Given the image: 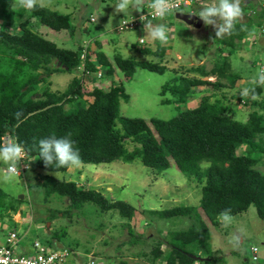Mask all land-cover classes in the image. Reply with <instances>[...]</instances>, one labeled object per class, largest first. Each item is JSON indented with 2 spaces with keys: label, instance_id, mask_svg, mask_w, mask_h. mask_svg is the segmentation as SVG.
<instances>
[{
  "label": "trees",
  "instance_id": "1",
  "mask_svg": "<svg viewBox=\"0 0 264 264\" xmlns=\"http://www.w3.org/2000/svg\"><path fill=\"white\" fill-rule=\"evenodd\" d=\"M11 2L0 0V143L4 142L5 136L16 140L23 146L28 159H32L33 167L46 173L40 176L45 202L52 197L60 201L66 199L70 201L71 210L92 203L101 212L115 211L125 219H131L135 211L126 202L109 203L100 193L51 176L66 173L70 167H46L43 159L38 158L39 140L52 133L62 137L71 132L83 165L121 161L128 165L139 163L157 173L174 166L180 174L192 178L200 186L198 207L182 206L154 213L162 219L190 216L194 221L185 232L169 233L167 252L155 248L152 251L154 262L162 259L165 264H195L190 256L201 249L208 258L202 262L211 263L208 227L219 226V214L225 209H230L236 217L254 207L257 217L264 220V174L257 169L264 163V116L253 110L245 122H240L225 115L219 100L210 103L208 97L198 99L196 95L200 88L218 90L224 87L222 81L235 85L240 79L232 73L227 56L211 70L199 73L200 79L181 78L178 83L174 80L172 84L162 86L161 94L169 92L184 108L177 116L148 121L120 116V101L129 98L124 83L134 76L136 69L140 67L151 73L164 74L166 67L148 61L137 62L131 57L110 59L99 52L96 44L93 52H88L85 71L95 74L103 69V78L109 82L108 89L93 86L86 91L89 80H94L89 76L83 80L74 77L63 92L51 91L49 76L58 71H77L81 64V47L58 49L55 43L32 32L30 23L38 20L42 27L60 32L69 29L70 17L41 6L31 12L10 10ZM21 11L28 19L15 25ZM222 42L230 52L234 50V40ZM160 51L153 54H163ZM142 54L151 55L152 52L144 49ZM92 59H96V64ZM59 63L60 67L57 66ZM204 78H215V82L203 81ZM255 91L260 97L264 88L256 87ZM196 99L199 102L195 101V107L188 108L190 101ZM247 107L251 110L259 104L248 101ZM17 112H22V122L17 121ZM129 143L133 144L131 150ZM24 162H20V168L26 165ZM28 170L29 165H26L24 172ZM5 203L6 195L0 189V206L4 207L5 215L18 212L19 206ZM20 204L22 201H18ZM47 247L52 248V243L48 242ZM185 247L191 251H186Z\"/></svg>",
  "mask_w": 264,
  "mask_h": 264
},
{
  "label": "rangeland",
  "instance_id": "2",
  "mask_svg": "<svg viewBox=\"0 0 264 264\" xmlns=\"http://www.w3.org/2000/svg\"><path fill=\"white\" fill-rule=\"evenodd\" d=\"M115 1L117 0H45L43 8L69 15V29L55 32L39 25L38 20H33L30 23V30L55 43L61 50H76L86 41L91 44L89 47L91 51L96 48L93 38L97 37L100 41L106 38L105 44H110V48L113 46L112 42L124 46V48L118 46V52L123 57L134 58L137 62H153L170 69L164 74H156L138 67L134 76L124 83L129 98L128 101H120V116L146 121L151 118L169 120L177 116L183 107L169 92L162 95V86L170 85L174 80L178 83L181 78L200 79L199 73L211 70L226 56L231 64L232 73L239 76L241 81H237L235 85L222 81L224 87L218 90L210 87L200 88L196 94L198 99L208 97L210 103L219 100L224 106L225 115H230L240 122H245L253 110L264 116V92L256 99L239 95L244 87L253 86L251 82L258 73L260 57H263L260 63L264 64V50L245 51L242 46L237 47L235 44V50L231 49L233 52L231 53L222 40L227 41L232 36L216 38L215 29L204 24L192 33L190 27L177 21L175 14H172L167 21L173 29L175 40L170 41L171 44L168 40L167 44L160 45L165 51H170L169 58L164 63L153 54L142 55L144 49L153 51L151 40L146 35L142 36L146 41L144 45H137L133 51L128 49V42L131 43V39L137 37L135 33L138 30L125 33L115 31L121 20L126 17V14L120 13L118 16V13H114V5L117 3ZM196 8L198 6L182 9L178 13L192 15V12L198 11ZM9 9L19 10L14 7ZM243 11L247 13L244 8ZM91 16L94 23L89 21ZM26 19L27 14L21 11L14 23L18 25ZM239 26L240 24L237 25V30ZM98 27L104 28L102 31L106 34L105 38L103 35L98 36L96 31ZM261 50L263 54H260ZM136 52L142 56H134ZM107 55L111 58L112 53ZM100 74L104 75L103 69L100 70ZM79 76L75 71H58L47 80L51 83V91L63 92L71 80ZM92 78L94 80H89L85 86L86 91L92 86L107 89L105 84L109 83L105 82L103 77L97 75ZM203 81L214 83L215 78H204ZM198 99L191 100L187 107L194 108L195 101L199 102ZM248 101L257 102L259 107L248 109ZM116 123L118 124V120ZM262 138L264 142V137ZM6 140L12 139L5 136L3 141ZM128 145H130L128 149L131 150L133 144ZM29 160L24 162L29 165V170L21 177H13L11 182L0 179V189L6 195L5 205L19 206L17 212L19 215L11 212L5 215L4 207L0 206V225H4L0 234L17 232L18 254H34L32 244L39 241L46 246L51 242V249L69 250L71 253L64 264H86L90 259H94L96 264H165L162 259L152 261V251L158 248L160 252H167L166 242L169 233L185 232L194 224L190 216L162 219L154 214L177 207L199 205L200 186L192 178L180 174L174 166L163 173H157L139 163L128 165L116 161L101 165L81 164L77 168L70 167L66 173L51 174L58 180L75 182L78 187H83L87 191L100 193L109 203L126 202L135 211L131 219H125L115 211L101 212L100 208L92 203L71 210L70 202L66 199L60 201L52 197L45 202L40 189L42 183L40 176L46 173L35 169L32 159ZM2 167L5 166L0 164V168ZM257 169L264 174V163L258 165ZM18 201H22V204L18 205ZM208 228L211 250L209 257L212 260L208 264H264V220L257 217L254 207L234 217L233 224L228 228L223 227L221 223L219 226L210 225ZM239 228H244L245 232L242 243L236 250L232 248L229 240L231 234ZM185 248L186 251H191V248ZM254 249L255 253H252ZM194 254L208 260L201 249L196 250ZM253 255L257 257L256 262L251 257Z\"/></svg>",
  "mask_w": 264,
  "mask_h": 264
},
{
  "label": "clouds",
  "instance_id": "3",
  "mask_svg": "<svg viewBox=\"0 0 264 264\" xmlns=\"http://www.w3.org/2000/svg\"><path fill=\"white\" fill-rule=\"evenodd\" d=\"M199 2L201 1H197L196 3ZM44 3L45 0H12L11 7L31 12L34 11L37 6L43 7ZM242 3H244V0H211L210 3L202 5L199 10L192 15L198 16L205 26H212L215 29L216 38H223L224 36L233 35L237 31V25L243 20L244 11L242 8ZM145 5H147L149 11L147 12V15L141 14L139 18L143 23V30L145 31L146 36L153 42L159 41L162 45L167 44L169 35L166 25L163 23H153V21L163 20L169 14H180L176 11V9L179 7V0H119V2L114 5V13H122L123 15L131 14L133 11L138 14L143 13L146 9ZM262 12L264 13V11ZM131 18L132 17L129 19ZM129 19H122L121 22ZM92 20L93 19H90V22H94V20ZM262 24L260 25V28ZM117 27L115 29L116 32ZM246 30V26L244 24H240V31ZM260 36L262 37L261 33ZM80 45L81 53L79 58L81 64L77 68L76 73L80 75L79 78L82 80L89 76L96 77L98 73H100L101 69H99V71L95 74H89L88 76H85L86 71L84 64L86 62L88 52L90 51L89 47L91 44L85 41ZM82 54H85L84 60H81ZM93 63L95 62L93 61ZM263 66L264 65H260L259 70ZM82 69H84V71H82ZM259 70L256 76L252 78L251 83L253 86L244 87L240 90L239 95L241 97H251L256 99V87L261 86L264 88V69H261L260 71ZM100 77H103V75ZM108 86L109 84H105V88L108 89ZM22 115V112L15 113L17 121H21ZM71 137V132L62 137H57L55 133H52L48 137L39 140L38 158L43 159L46 167L52 165H55L56 168L79 167L82 164V160L80 158L79 150L74 146L75 141ZM21 161L30 160L28 159L27 153L20 143H18L16 140H6L3 143H0V164L5 166L0 168V179L5 182H11L13 177L19 176L20 173L18 165ZM22 174L20 176H22ZM218 219L225 228L230 227L234 222V217L231 214L230 209H225L223 212H221ZM244 232V228H239L231 234L229 243L233 249H239L242 243ZM251 257L253 259V256ZM256 261L257 257L254 262Z\"/></svg>",
  "mask_w": 264,
  "mask_h": 264
},
{
  "label": "crops",
  "instance_id": "4",
  "mask_svg": "<svg viewBox=\"0 0 264 264\" xmlns=\"http://www.w3.org/2000/svg\"><path fill=\"white\" fill-rule=\"evenodd\" d=\"M115 2H119V0L115 1ZM211 0H204V1H201L199 3H195L193 6L190 7V9H192L193 7H196L198 6V8H196L195 10H199V8L202 6V5H206L208 3H210ZM116 3V4H117ZM145 7H147V5H145ZM242 8L246 9V12L247 13H244V17H243V20L240 22V24H244L246 26V31H240V26H239V29L237 30V32H235L233 35H231L232 37L230 39H228V41H233L234 40V44H241L242 45V49L243 50H247V51H252L254 50L255 52H258L260 49L264 50V39L260 36V32H259V28H260V25L264 22V13L262 12V10H260L259 8V5L254 1V0H244V3H242ZM120 13H118V16H119ZM138 13L136 12H132L131 14H126V17H124L125 19L127 18H130V17H133L135 15H137ZM175 14V19L177 21H179L176 17V14L177 13H174ZM193 14V12L191 13ZM172 15V14H169L167 15L163 20H159V21H153V23H163L166 25L167 29H168V35H169V43L171 44L172 41H174V36H173V29L171 28L170 24L168 23L167 21V18ZM195 16V15H193ZM197 19H199L197 16H195ZM90 19H93V17L91 16ZM89 19V21H90ZM94 20V19H93ZM200 20V19H199ZM94 23V22H93ZM202 25H203V22H202ZM189 27V26H188ZM202 27V26H201ZM190 29H192L190 27ZM102 30H104L103 27H98L96 29L97 31V34L98 36L99 35H103L105 38L106 34L105 32H103ZM138 30V31H137ZM193 30V29H192ZM198 30V29H196ZM196 30H193L192 33H194V31ZM135 31H137L135 33V35L137 36L136 38L134 39H131V43L128 42V49H130L131 51L135 50L134 48V45H144L146 43L145 40L142 39V36L143 35H146L145 31L143 30V27L142 28H138L136 29ZM132 32V31H131ZM241 38H244L242 39V41H239V39ZM94 39V43H96L98 46V50L99 52L103 53L107 58L108 55L107 53H112V56L111 58L113 59L115 56H121L118 52L119 50V47H122L124 48V46L118 42L116 43H111L113 46L110 48V44H105L106 43V38L105 40H102L100 41L97 37L96 38H93ZM143 40L144 41V44H140V41ZM171 41V42H170ZM151 44L153 45V51H152V54L154 52H158L160 50V52H163V54H160L159 56H154L159 58L161 61H163L165 63V61L169 58V52L170 51H165L163 49V47H161V43L159 41H156V42H153V41H150ZM81 47V45H80ZM228 50H230L229 48H227ZM235 50V48H234ZM262 50L260 51V54H263L262 53ZM93 52V51H92ZM143 56H146V55H149V54H142ZM141 54H138L137 52L134 54V56H142ZM94 56L91 55V58H93ZM123 57V56H122ZM138 57V58H139ZM178 57V56H177ZM110 58V59H111ZM123 58H127V57H123ZM263 58V57H262ZM258 59V63H259V66L260 65H264V64H261V59ZM92 61L96 62V59H92ZM167 69V68H166ZM167 70H170V69H167ZM246 72V71H245ZM235 75V74H234ZM239 77V76H238ZM238 81H241V79H239ZM105 82H108L107 80H105ZM109 83V82H108ZM184 109V108H183ZM23 166H26V165H23ZM21 168H19L20 170ZM25 171V170H24ZM24 173V172H23ZM19 177V176H18ZM21 177V176H20ZM19 212V211H18ZM18 214V213H17ZM16 214V215H17ZM19 215V214H18ZM17 224V223H15ZM4 226V225H3ZM2 225H0V230L2 229L3 227ZM4 230H5V227H4ZM15 232L17 234L16 231H10L9 233H13ZM9 233H3V234H0V244H3L5 242V238L6 236L9 234ZM18 235V234H17ZM18 246V245H17Z\"/></svg>",
  "mask_w": 264,
  "mask_h": 264
},
{
  "label": "built area",
  "instance_id": "5",
  "mask_svg": "<svg viewBox=\"0 0 264 264\" xmlns=\"http://www.w3.org/2000/svg\"><path fill=\"white\" fill-rule=\"evenodd\" d=\"M197 1L203 0H179V7L176 9L179 12L182 9L189 8L192 4L196 3ZM260 7L262 11H264V0H254ZM149 9L146 7L143 13H139L136 16L132 17L129 20L122 21L118 27V33H124L127 31H132L138 28L143 27V23L140 20V15H147ZM93 21V20H92ZM260 33L264 38V23L260 28ZM140 44H144V41L141 40ZM85 54L81 55V60H84ZM264 69V66L260 68ZM259 70V71H260ZM84 71V69H82ZM88 72L85 73V76H88ZM101 74L98 73V77ZM26 166H21L19 170L20 175L24 172ZM19 175V176H20ZM18 242V235L13 232L9 233L3 244H0V264H64L66 258L69 257L70 251L69 250H57L51 249L47 246L43 245L39 241H34L32 244V248L34 254L26 255V254H18L16 251ZM252 253H255V249ZM253 260H256V256L253 255ZM86 264H96L94 259H90Z\"/></svg>",
  "mask_w": 264,
  "mask_h": 264
},
{
  "label": "water",
  "instance_id": "6",
  "mask_svg": "<svg viewBox=\"0 0 264 264\" xmlns=\"http://www.w3.org/2000/svg\"><path fill=\"white\" fill-rule=\"evenodd\" d=\"M176 17L179 21L183 22L184 24H186L187 26L193 29H200L202 26V21L197 19L193 15L176 14ZM58 67H60V63L58 64ZM21 199H23V197H21ZM190 257L191 259L198 261V262L204 261V259L199 258V257H195V256H190Z\"/></svg>",
  "mask_w": 264,
  "mask_h": 264
}]
</instances>
